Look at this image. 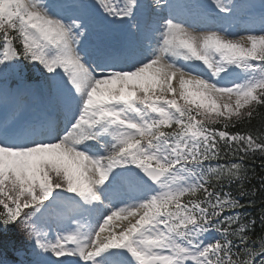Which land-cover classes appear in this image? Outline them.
<instances>
[{"label":"snow or ice","instance_id":"6c2138e0","mask_svg":"<svg viewBox=\"0 0 264 264\" xmlns=\"http://www.w3.org/2000/svg\"><path fill=\"white\" fill-rule=\"evenodd\" d=\"M187 7L0 0V69L27 62L47 89L41 116L0 122V225L21 226L32 264H264L240 213L264 134L228 131L264 106V5L239 37L187 26Z\"/></svg>","mask_w":264,"mask_h":264},{"label":"trees","instance_id":"16d2710c","mask_svg":"<svg viewBox=\"0 0 264 264\" xmlns=\"http://www.w3.org/2000/svg\"><path fill=\"white\" fill-rule=\"evenodd\" d=\"M212 126L216 128L222 127L220 124ZM171 130L172 129H166V131ZM228 131H251L254 135L264 134V106L258 107L250 123L246 121L244 124L238 125L235 128L229 127ZM262 156H264V154L256 153L250 155L244 161L245 166L249 170V181L245 189L248 195L242 199L244 207L240 210V213L242 217L256 220L254 229L248 234L250 236V246L258 244L259 240L264 238V224L260 221L261 213L264 211V209L261 208V205L264 204V184H262V181H264V159H262ZM232 159H234V157L230 155L227 160H221L219 162L227 163ZM230 191L233 196H238L236 185H233ZM249 201H251V205H249ZM1 227L4 231H0V244L3 243L4 240L5 242H11L16 248H28V245L31 244L26 238L25 232L21 230L20 225H1ZM30 258L33 261L34 257L30 256Z\"/></svg>","mask_w":264,"mask_h":264},{"label":"rangeland","instance_id":"374dc122","mask_svg":"<svg viewBox=\"0 0 264 264\" xmlns=\"http://www.w3.org/2000/svg\"><path fill=\"white\" fill-rule=\"evenodd\" d=\"M56 1H58V0H56ZM180 1H183V0H174V2H172V3H179ZM185 1L188 2L189 0H185ZM205 1L208 4V6H210L211 8H215L216 9V7H215V5L213 3V0H205ZM205 1H203V2L199 1V2H202L200 4V6H204L205 5ZM89 2H90V0H89ZM199 2H197V4ZM223 2H225V3H236V4L242 5L243 11H240V12H251V11H254L255 13L256 12H262V5H264V0H242V1H239V0H223ZM189 4L190 5L192 4L191 1H189ZM216 10L218 11V9H216ZM224 15L225 14L219 12V14L216 15V17H215L214 23H215V25L217 24L219 26V28H223L222 27V25H223L222 23H223V21L225 19ZM232 17L236 18L238 16L233 15ZM258 25L261 28V24H258ZM112 27L114 29H118L119 25H113ZM250 30H254V28H252ZM259 30H256V28H255V31L257 33H259ZM228 31H229L230 35H232L234 37H239L241 35L246 34L245 31H243V32H239L238 31L237 32L235 30V27H233L232 25H230V27L228 28ZM94 40H95V37L94 36H90L88 38V40L85 41V43L90 48L92 46V43L94 42ZM153 42H155V39L153 40ZM177 63H178V61H177ZM195 63L200 68H203V65L200 64L199 62H195ZM35 70H38V69H35ZM44 75L45 74H43V77H44ZM225 81H228L229 84L232 81H237L238 82V77H236V76L229 77ZM41 84H42V86H41L42 88H39V89H40V91H41L43 96L35 95L34 91L29 90L30 87L37 86L36 84L32 85V83H29V82L28 83H26V82L19 83L18 82L15 86L12 87V89H7L5 87H0V122H3L5 120V117H3V112L5 110L8 111L7 118L8 119L13 118V119H11V121L12 120H17L18 121L22 116H24L27 113H28V116H30L29 112H33L36 109H39V111L42 110L43 109V105L47 104V89H46L45 82L44 83L41 82ZM174 85H175V82H174ZM20 87H24L25 89L28 90V95H26L25 98H22V99L19 98V97L16 98L14 96L15 92ZM115 223H120V222L116 221ZM45 230H47V229H45ZM0 263L1 264H28L26 262V259L24 258V252H18V254H17V262H15V263H10L6 259H3V258H0Z\"/></svg>","mask_w":264,"mask_h":264},{"label":"bare ground","instance_id":"6f19581e","mask_svg":"<svg viewBox=\"0 0 264 264\" xmlns=\"http://www.w3.org/2000/svg\"><path fill=\"white\" fill-rule=\"evenodd\" d=\"M157 0H150L149 2H141V4H143V5H152V6H154V5H156V2ZM160 4L162 5L163 4V2H162V0H160ZM178 4H181V5H187L188 7L187 8H182V9H180L179 10V18H181V17H184L185 19H186V21H187V23H189V24H194V22H197V23H200V22H202L203 23V18L200 16V18H198L197 19V17H198V14H197V12H194V10L193 9H191L189 6H190V4H186V2L185 1H180ZM164 11H166V10H164ZM164 11L162 12V13H164ZM148 12V13H147ZM161 13V15H163ZM151 15H155V13H153L150 9L149 10H147L145 13H144V16H143V21H145V22H150V24L149 25H151L152 24V22L155 20V16H151ZM145 19V20H144ZM149 19V20H148ZM191 21H193V22H191ZM201 23V24H202ZM83 47H84V45H82ZM178 63H181V64H184V63H186V62H184V61H182V60H178ZM190 63V62H189ZM23 89H25L24 87H23ZM29 90H32V91H34V94L35 95H41V96H43L42 95V93H41V91H40V89L38 88V87H30L29 88ZM27 92H28V90H27ZM27 95H28V93H26ZM41 106V105H40ZM45 107H46V105H43V109H42V113H44V111H45ZM38 115L39 116H41L42 114H40V112H39V109H36V111L34 112V114H32V117H33V119H35V118H37L38 117Z\"/></svg>","mask_w":264,"mask_h":264}]
</instances>
